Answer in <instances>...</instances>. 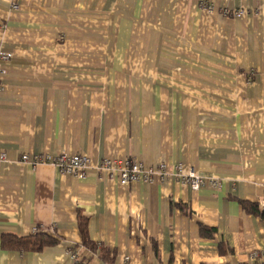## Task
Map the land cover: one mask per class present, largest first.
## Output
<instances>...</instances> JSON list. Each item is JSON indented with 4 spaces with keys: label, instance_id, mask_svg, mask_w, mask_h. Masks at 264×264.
I'll return each instance as SVG.
<instances>
[{
    "label": "crops",
    "instance_id": "crops-1",
    "mask_svg": "<svg viewBox=\"0 0 264 264\" xmlns=\"http://www.w3.org/2000/svg\"><path fill=\"white\" fill-rule=\"evenodd\" d=\"M2 54L0 264L264 263V222L242 207L264 211V0H0ZM42 154L93 166L21 161ZM106 159L222 188L123 186ZM34 229L59 242L2 246Z\"/></svg>",
    "mask_w": 264,
    "mask_h": 264
},
{
    "label": "built area",
    "instance_id": "built-area-1",
    "mask_svg": "<svg viewBox=\"0 0 264 264\" xmlns=\"http://www.w3.org/2000/svg\"><path fill=\"white\" fill-rule=\"evenodd\" d=\"M227 15L228 12H226ZM235 17L242 15V12H235L232 14ZM10 55L2 54L0 56L1 61H8ZM8 75L6 70H0V82ZM5 155L2 156V159ZM23 163H30L33 167H37L41 164H49L56 168L58 172L64 176H75L81 179L87 177L89 170L93 166L92 159L87 155H67V154H42L36 156L32 160L29 156L23 155ZM94 167L105 170L110 179L118 181L123 186H128L132 183L146 181L153 183L155 177H167L169 180L178 178L179 182L183 185H187L193 191H199L202 188H209L212 190H220L222 183L218 180H208L197 175L193 170H190L187 174H183L182 166H176L175 168H168L167 165L162 164L158 169H146L142 162H132L127 160L125 162H118L113 159H106L102 162H98ZM97 168V169H98ZM38 229H34V233H38ZM260 253L250 254V259L255 260ZM264 254V252L262 253ZM74 257V256H73Z\"/></svg>",
    "mask_w": 264,
    "mask_h": 264
},
{
    "label": "trees",
    "instance_id": "trees-1",
    "mask_svg": "<svg viewBox=\"0 0 264 264\" xmlns=\"http://www.w3.org/2000/svg\"><path fill=\"white\" fill-rule=\"evenodd\" d=\"M242 207L247 213H250L256 217H260L264 222V211H261L258 204L243 202ZM203 233L208 231L205 228H202ZM213 231V230H212ZM59 242V239L50 235L49 233L41 232L35 233L31 237L27 238H15V237H6L4 238L2 246L4 248H12L23 251H40L45 247L53 246ZM92 248V246H90ZM222 254H226L225 247L223 244L219 246ZM264 255V254H260ZM258 255V256H260ZM258 257L256 258V260ZM256 262V261H255ZM254 264H264L263 262H258Z\"/></svg>",
    "mask_w": 264,
    "mask_h": 264
}]
</instances>
